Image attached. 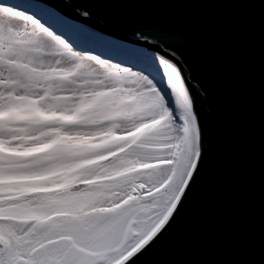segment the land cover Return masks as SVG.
<instances>
[{
    "label": "snow or ice",
    "instance_id": "snow-or-ice-1",
    "mask_svg": "<svg viewBox=\"0 0 264 264\" xmlns=\"http://www.w3.org/2000/svg\"><path fill=\"white\" fill-rule=\"evenodd\" d=\"M141 2L0 0V264H139L191 198L207 128L183 65L139 30L79 42L82 5Z\"/></svg>",
    "mask_w": 264,
    "mask_h": 264
},
{
    "label": "water",
    "instance_id": "water-1",
    "mask_svg": "<svg viewBox=\"0 0 264 264\" xmlns=\"http://www.w3.org/2000/svg\"><path fill=\"white\" fill-rule=\"evenodd\" d=\"M88 24L157 47L199 93L206 161L170 231L139 264H264V6L226 0L95 3Z\"/></svg>",
    "mask_w": 264,
    "mask_h": 264
},
{
    "label": "trees",
    "instance_id": "trees-1",
    "mask_svg": "<svg viewBox=\"0 0 264 264\" xmlns=\"http://www.w3.org/2000/svg\"><path fill=\"white\" fill-rule=\"evenodd\" d=\"M88 44V46H85V47H88V48H91L93 50H96L94 47L95 46H103L105 49L107 48L108 50L107 51H110L112 50V43H109L108 42L106 43L105 40H103L102 38H100L99 36H96L95 34L87 31L86 33L82 34L80 37H79V42L81 43L82 46ZM105 45V46H104ZM154 50L162 53V51L157 48V47H152Z\"/></svg>",
    "mask_w": 264,
    "mask_h": 264
},
{
    "label": "rangeland",
    "instance_id": "rangeland-1",
    "mask_svg": "<svg viewBox=\"0 0 264 264\" xmlns=\"http://www.w3.org/2000/svg\"><path fill=\"white\" fill-rule=\"evenodd\" d=\"M9 2H15V0H9ZM90 31L89 32H91V33H93V34H95L96 36H99L100 38H102L103 40H105L106 41V43L108 42V44L109 43H114L113 41H111V40H109V39H107L108 37H110L109 35H106L107 37H105L104 35V33H100V32H98V31H96L95 29L93 30V29H89ZM82 42H84V41H82ZM85 43V42H84ZM86 44V43H85ZM84 46H88V44H86V45H84ZM105 46V45H104ZM96 50H98V51H107L108 49L106 48H104L103 46L101 47V46H95L94 47ZM145 48H147V47H145ZM151 51H153V50H151ZM153 52H155L157 55H160L158 52H156V51H153Z\"/></svg>",
    "mask_w": 264,
    "mask_h": 264
},
{
    "label": "bare ground",
    "instance_id": "bare-ground-1",
    "mask_svg": "<svg viewBox=\"0 0 264 264\" xmlns=\"http://www.w3.org/2000/svg\"><path fill=\"white\" fill-rule=\"evenodd\" d=\"M106 35V34H105ZM110 37L112 38V39H116V40H118V41H122V42H124V43H126V44H129V45H134V44H132L131 42H129V41H126V40H121V39H119V38H117V37H114V36H112V35H110Z\"/></svg>",
    "mask_w": 264,
    "mask_h": 264
}]
</instances>
